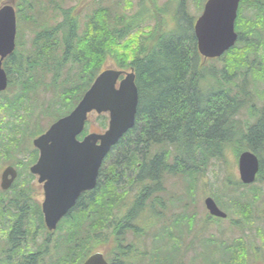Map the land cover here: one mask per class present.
<instances>
[{
	"label": "trees",
	"instance_id": "trees-1",
	"mask_svg": "<svg viewBox=\"0 0 264 264\" xmlns=\"http://www.w3.org/2000/svg\"><path fill=\"white\" fill-rule=\"evenodd\" d=\"M195 1L200 12L206 0ZM124 4L125 9L132 5L130 0ZM109 5L98 0L81 20V50L78 52L81 79L70 75L68 81L60 83L59 105L52 108L53 111L48 107L40 115L52 114L50 119L54 121L71 111L105 69L106 59L112 56L119 68L135 71L139 91L136 122L107 155L97 188L81 195L55 232L48 231L38 206V236L57 237L50 242L59 264H83L102 247H106L107 251L103 252L110 259L115 250L112 245L122 244L129 230L134 229L135 236L143 237L139 241L148 238L150 231L134 221H141L143 213L150 211L154 224L162 222L161 230L150 235L152 241H144V252L139 257L128 255L129 262L173 264L176 256L169 257L166 253L167 250L176 253L178 249L180 240L173 234V230L177 231L176 224L171 221L169 226L174 228L171 232L164 228L169 229L168 224L163 225L167 208L163 194L169 176L192 183L214 161L226 160L228 151L239 157L244 150H251L259 157L258 177L264 180V0H241L235 23L237 42L221 57L209 59L206 64L198 50L194 17L185 6V0H180L172 12L174 25L168 26L169 18L165 14L169 10L164 7L158 11V16L166 19L158 18L156 25L146 33L147 38L140 42L138 38L133 42L126 40L133 29L143 23L146 15L143 5L134 17L126 13L114 17ZM68 32L66 59L72 70V62L77 58L72 48V28ZM153 39L156 41L152 42ZM14 75L12 69L7 91L14 87L17 92L13 97L7 96L9 110L34 98L35 84L29 74H22V80H16ZM57 85L54 81V87ZM42 103L44 105L45 100ZM44 130L43 125L35 121L21 139L30 141ZM110 159L112 164L105 166ZM127 172H131L129 185L121 189ZM231 180L227 176L223 182L224 194L234 190L228 183ZM231 183L247 186L240 181ZM254 196L257 199V192ZM237 197L234 201L239 204L242 195ZM41 242L38 240L39 250L49 243ZM222 253L225 256L227 252L223 249ZM238 253L237 249H230L231 260L222 259L221 264L247 263L248 251L244 252L245 260H240ZM118 257L126 261V252L119 250ZM121 261L117 264H123Z\"/></svg>",
	"mask_w": 264,
	"mask_h": 264
},
{
	"label": "water",
	"instance_id": "water-1",
	"mask_svg": "<svg viewBox=\"0 0 264 264\" xmlns=\"http://www.w3.org/2000/svg\"><path fill=\"white\" fill-rule=\"evenodd\" d=\"M241 0H206L202 13L194 23L198 50L204 61L221 57L235 45L238 33L235 23ZM16 10L12 3L0 8V92L8 87V74L3 60L15 50ZM123 76V77H122ZM122 77V78H121ZM135 72L106 68L94 79L76 107L56 120L44 133L33 140L40 150L37 163L31 170L44 182L45 199L42 204L44 221L50 231L76 205L80 196L97 188L103 163L112 147L136 122L139 91ZM106 113L108 126L100 132H89L83 138L89 115ZM240 180L253 183L260 171V160L251 150H244L238 158ZM13 177L7 180L8 174ZM15 169L8 166L4 187H9ZM210 215L226 218L212 196L205 198ZM83 264H109L101 251L91 254Z\"/></svg>",
	"mask_w": 264,
	"mask_h": 264
},
{
	"label": "rangeland",
	"instance_id": "rangeland-1",
	"mask_svg": "<svg viewBox=\"0 0 264 264\" xmlns=\"http://www.w3.org/2000/svg\"><path fill=\"white\" fill-rule=\"evenodd\" d=\"M66 1L65 5L67 6H77L76 4L79 0ZM102 1L105 5L108 3L110 4L109 7L112 9L111 15L114 17L117 16V14L124 13L133 16L137 13V10L141 8V5H143L146 9L145 13L147 12L146 17L148 20L143 21L141 26L138 29L137 27L133 29L130 34V38H138L140 42V40L143 41L147 38L146 33L149 32L151 27L156 25L158 18L162 17L160 15L158 16V11L164 7H167L169 10V12L165 14V17L169 18L168 26H171L170 21H173L172 12L176 10L177 3L180 0H130L132 5L126 7V9L124 4L126 0ZM185 1V6L190 15L194 17L195 21L202 13L206 1L200 12L197 1ZM20 2L23 5L22 13L26 14L29 9H33V0H20L18 3ZM97 2L98 0H81V20H83L88 9L95 6ZM39 5L40 2L38 1V6ZM40 6H43V4ZM33 7H37V4L35 3ZM35 12L38 14L39 10ZM165 17H162L163 21L166 19ZM205 62L207 63L208 60ZM114 67H118L116 65V60L114 57L109 56L106 59L104 68ZM127 71H130V68H128ZM59 84L60 83H58V85ZM4 92L6 93L3 94ZM4 92L0 93V166L11 159L14 161L20 160L22 169L26 170L31 162V154L35 152L33 150H36V148L33 146V139L25 141V139L23 138L22 140L21 137L29 126H34L35 121L40 122L46 130L51 125L50 121L52 120L50 118L52 114H40L43 110H46L47 105L55 109L59 105L58 102L61 99L57 97L54 99L57 102L50 104L49 99L52 97L53 93H39L38 98L28 99L23 105L20 104L18 108L9 110L6 108L8 101L7 96L13 97L17 90L12 87L10 90ZM43 100H45L44 105L43 103L41 104ZM79 101L80 100H78L76 104H78ZM108 121L109 117L107 114L93 112L90 115L89 126H86V131H103L107 128ZM104 122L105 126H103ZM10 153L14 154V156H11ZM112 161V159L108 160L105 166L112 164ZM130 176L131 172H127L124 175L121 189H126L128 187V178ZM227 176L232 179L231 181L241 182L238 157L232 151L226 153V160L214 161L205 173L199 175L198 179L193 180V185L189 180L183 182L181 177L169 176L165 184L166 190L163 194L167 205L164 211L166 220H163V225L166 226L168 224L169 226L173 220L174 225L176 224L175 229H177L178 232L173 230L174 228L171 229V226L168 227L169 229L166 227L164 228L166 231L170 232L173 230V234L179 237L180 241L176 253L174 250H167V256H181L187 260H191L192 264H221L222 259L229 260L231 258V254L228 253L226 258L222 253V250L225 249L223 244V233L226 232V230H231L230 240L232 241L243 237L248 246L249 242H255L256 240L257 246L262 247V264L264 263V211H261L264 209V180L258 177L255 182L247 186H236L229 181V185L235 188L234 190L230 189L232 192L228 191L231 193L224 194L222 192L223 182ZM256 192L258 195L257 199L254 196ZM236 194L239 196L242 195L241 201H244V203L240 201L238 204L234 201L235 197L239 198ZM207 196H212L219 206L228 212V219L222 220L210 216L205 206V198ZM37 198L38 201H42L44 198L40 186L37 188ZM243 220L245 221L246 229H239V223L237 222L241 221L240 223H242ZM140 223L150 231V235L159 231V229L161 230L162 227V222L157 225L154 224L155 220L151 216L150 211L143 213V218ZM150 235L148 238H144L142 241L143 246L142 243L140 244L141 248H144L145 242L152 241L150 240ZM259 235L260 237H258ZM54 237L57 238L56 236ZM41 239L42 237L40 236L38 240L41 241ZM99 251L106 252L107 249L106 247H102Z\"/></svg>",
	"mask_w": 264,
	"mask_h": 264
},
{
	"label": "flooded vegetation",
	"instance_id": "flooded-vegetation-1",
	"mask_svg": "<svg viewBox=\"0 0 264 264\" xmlns=\"http://www.w3.org/2000/svg\"><path fill=\"white\" fill-rule=\"evenodd\" d=\"M19 1L0 0V8L7 3L14 5L17 23L15 50L3 60V68L7 72L9 79V72L12 69L14 70L16 80H22V74L25 76L29 74L30 80L35 84L33 97L38 98L39 93H53L49 99L50 104H53L57 102L53 98L58 97L61 99L59 96L60 89H58L60 85L54 87V81H57V83H62L64 80L68 81L70 75L73 79H81V57L78 54L81 50V0L78 1L79 3L77 2V6L65 5L66 0H33V9H29L26 14L22 13L23 5L21 6V2L18 3ZM38 1L44 4V7L38 6ZM35 3L37 7H33ZM36 10H39L38 14L35 12ZM146 20L148 19L144 15L143 21ZM170 22L171 26L174 25V21ZM70 28H72L74 34V45L72 48L76 56L75 58H77V60L72 62V70H69L70 64H68V60L66 59L69 49L68 31ZM126 41L133 42L135 39L133 37L130 38L129 35ZM151 41L155 42L156 39ZM48 107L47 105L45 111H47ZM50 108L52 109L51 106ZM62 109H64V103L62 104ZM71 111L66 113V115ZM56 120L52 121L51 125ZM78 138L81 139L83 136L81 137L80 134ZM33 146L35 147L34 144ZM35 148L36 150H33L35 152L31 154V162L26 170L22 169L20 160H10L11 162L8 161L0 166V264H59V258L55 257L54 253H52L54 245L50 241L55 239L53 235L41 236V241H48L49 245L45 244L42 250H39L38 247L37 210L38 206L42 210L45 190L44 182L40 181V175L31 170L32 166L37 163L40 155V150L37 147ZM8 166H12L16 172L9 187L5 188L3 178L5 169ZM13 174V172L9 173L7 180L11 179ZM39 186L44 197L42 201H38L37 198V188ZM261 211H264V209ZM228 218L229 215L226 218H222V220ZM134 222L138 223L140 221L136 220ZM240 222H237L239 223V229H246L245 221ZM139 226L138 230L140 229ZM133 232L134 229H131L123 236L125 238L122 243L123 245L118 243L112 245L115 250H113L114 252L112 251L113 255L110 259L104 253L109 264H117L118 261H121L119 257L117 258L119 250L122 251L123 249L127 255L126 261H121L123 264H134L132 261L129 262L128 255L139 257V254L144 252L143 248L140 247L141 243L143 246V240L139 241L143 237L135 236ZM230 234L231 230H226L223 233V244L227 252L225 254L226 258L230 249L233 248L239 251L237 254L238 258L245 260L244 252L247 250L248 259L246 260L247 263L244 262V264H255L259 261L258 264H262V247L257 246L256 240L255 242H249L247 246L243 237L232 241L230 240ZM173 264H192V261L177 256Z\"/></svg>",
	"mask_w": 264,
	"mask_h": 264
},
{
	"label": "bare ground",
	"instance_id": "bare-ground-1",
	"mask_svg": "<svg viewBox=\"0 0 264 264\" xmlns=\"http://www.w3.org/2000/svg\"><path fill=\"white\" fill-rule=\"evenodd\" d=\"M238 40V39H237Z\"/></svg>",
	"mask_w": 264,
	"mask_h": 264
}]
</instances>
